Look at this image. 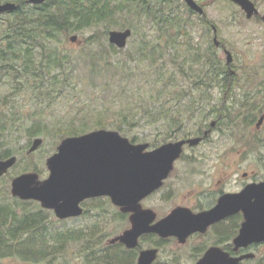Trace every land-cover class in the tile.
<instances>
[{
  "label": "trees",
  "instance_id": "1",
  "mask_svg": "<svg viewBox=\"0 0 264 264\" xmlns=\"http://www.w3.org/2000/svg\"><path fill=\"white\" fill-rule=\"evenodd\" d=\"M176 1L46 0L41 5L33 7L38 12L31 17L32 19L16 11L13 23L8 20L10 22L8 27L0 28L4 36L0 38V79L7 77L8 80L15 82L14 88L26 97L25 101L37 119L28 124L23 117L0 114L3 117L10 116L9 119L0 117V159L13 153L10 147L3 145H8L12 141L11 136L22 129L29 137L41 134L46 136L52 131L59 137H65L96 128H109L108 126L128 134L130 131L125 129L124 125L129 124L130 117L135 118L139 112L143 114L148 107H152V101L162 97L168 98L165 100L169 101L175 100V103L186 102L185 108L177 107L170 110L169 107L163 106V109L157 112L153 109L146 111L149 112L148 118L152 119V124L160 119H163L165 124L168 120L165 124L168 133L162 142L174 138L183 125L180 114L187 111L188 115L192 112L190 110L196 105L197 100L194 101L190 97L184 101L178 99L181 96L177 95L175 90H170L178 85L176 75L166 76V66L164 63L160 65L157 58L161 56L163 59L167 55L171 62L177 61L180 73L186 75L191 82L198 86L204 84L202 77H199L198 81L192 80V73H188L192 72L193 66L187 61H179L176 55L179 43L194 48L188 42L191 38L187 36L189 32L185 30L190 23L180 14L183 12L189 18L196 15L184 1L180 4L175 3ZM142 23L152 25L158 30L159 37L154 39L142 37L136 48L130 50L123 58H113L121 49L112 44L105 45L99 41L95 33L83 40L84 45L76 54L66 51L57 41L60 34L67 35L92 27L105 28L104 36L107 35L110 26L130 27L136 31ZM172 28L176 30L175 33L171 32ZM176 35L179 36V40ZM94 44L99 47H94ZM156 49L157 56L154 55ZM169 49L171 53H167ZM195 53L200 55L197 51ZM143 63H146L145 67L141 65ZM215 75L223 76L217 71ZM220 81L223 88V81L225 86L227 79L222 78ZM60 97L72 103L70 109L74 111H68L71 116L69 121L66 123L42 121L44 109ZM96 99L97 102H92ZM88 100L91 103H87ZM10 111L18 114L22 110L13 106ZM230 111L231 108L224 105L219 110L221 113L224 112L222 118H227ZM196 112L200 113V110L197 109L193 113ZM201 129L202 126L198 128L199 134ZM130 139L134 142L140 140L137 135ZM12 200L16 207L0 204V247L14 240L23 242L25 239L23 235L28 233L30 237L25 240L27 249H19V252L21 250L19 255L30 260L36 256L39 261L48 262L51 261V256L55 255L61 259L53 264H71L66 256L69 252V242L84 240L81 251L86 252L87 262L95 264L104 261L109 246L99 247L100 242L97 241H102L104 234H98V224H93L90 231L85 227L57 232L54 236V247L46 249L43 235L47 231L48 217L43 212L47 210L42 208L26 210L24 204L31 205L36 201L20 200L16 197H12ZM97 201L100 203H96L94 214L98 218H103L104 201L99 199ZM112 250L116 248L109 249V252L112 253ZM245 262L264 264V255L257 259H247Z\"/></svg>",
  "mask_w": 264,
  "mask_h": 264
},
{
  "label": "rangeland",
  "instance_id": "2",
  "mask_svg": "<svg viewBox=\"0 0 264 264\" xmlns=\"http://www.w3.org/2000/svg\"><path fill=\"white\" fill-rule=\"evenodd\" d=\"M195 1L203 7L205 19L197 13L191 18L184 15L183 12L180 14L185 21L190 23L188 29L185 30L189 32L187 36L191 39L188 42L194 48H190L185 43H179V47H177L178 54L176 55L179 61H187L189 65L193 66L192 72L188 73H192V80L198 81L200 80L198 78L202 77L204 84L198 86L191 82L186 75L180 73L177 61L175 63L171 62L170 57H167V55L163 59L159 56L157 62L160 65L161 63L165 64L166 76L169 74L176 75L178 85L170 88V90H175V93L181 96L178 99L184 101L190 97L194 101L197 100L196 105L190 110L192 112L188 115L186 114L187 111L180 114L182 128L174 138L169 140L203 136V132L207 130L208 132L203 142L197 146L185 147L184 156L174 168L169 180L176 186L177 196L168 201H163L161 199L162 195L155 196L150 199L149 203L147 202V204L162 212L173 204L175 205L180 194L191 188L197 190H200V188L203 190L214 189L215 185L211 183L221 175L227 176L228 181L225 185L227 188L239 187L242 184L241 174L243 172H248L250 176L252 175L256 179L264 178V120L259 127L255 125L258 118L264 114V21L260 16L247 18L244 11L229 0ZM252 1L258 8L260 15L264 14V0ZM181 2L182 0H177L175 3L180 4ZM33 7L31 5L28 12L30 18L38 12ZM211 26L216 27L217 40L220 42L219 47L214 43L215 34ZM6 27L8 25L0 21V28L6 29ZM104 29L103 27H92L83 31L71 32L67 35L60 34L57 41L66 51L76 54L80 52L84 45L82 44L83 40L86 37L95 33L99 41L107 45L109 44L108 31L111 29L121 30L122 27L110 26L106 36L103 33ZM181 30L183 29L181 28ZM132 31L127 46L121 48V52L116 53L113 58L125 57L130 50L136 48L142 37L147 39L159 37L158 30L150 24L142 23L139 29L136 31L133 29ZM171 32L175 33L176 30L172 28ZM74 34L77 35V39L71 41L69 38ZM3 37V33L0 32V38ZM175 37L178 38L177 40L180 39L177 35ZM94 47H99V45L94 44ZM195 50L200 55H196ZM224 50H228L232 55L233 61L230 68L226 63L227 55ZM171 52L170 49L167 50V53ZM157 54L158 50L156 49L154 55L157 56ZM149 55L153 54L149 53ZM141 65L145 67L146 63ZM216 71L223 76L215 75ZM222 78L227 79L225 86L223 81V88L220 81ZM8 79L7 77L0 79V114L23 117L25 121H28V124H32L37 119L36 114L33 115V110L27 105L26 97L14 88L15 82ZM201 95L204 97L201 98ZM165 99L168 98L162 97L152 101V107H148L147 110L153 109L157 112L161 108L163 109V106L169 107L170 110L177 107L185 108L186 102L180 104L175 103V100ZM97 101L98 99L92 102ZM86 102L91 103L90 100ZM71 104V101L60 97L44 109L41 120L47 123L68 122L71 118L68 111L73 110L70 109ZM223 105L231 108L230 115L228 113L227 118H222L221 115L224 112H219ZM13 106L18 109L21 108L22 111L18 114L12 113L10 108ZM197 109L200 110V113H193ZM146 111L143 114L139 112L135 118L130 117L129 124L124 125V128L130 132L122 134L128 138L137 135L140 139L138 142L161 143L163 137L168 133L165 125L168 120L165 124L163 119L152 124V119L148 118L150 116L149 112ZM10 116L3 117L0 115L4 119H9ZM213 121L216 124L211 127ZM76 123L78 124V121ZM201 126V134H199L198 128ZM108 127L112 129L110 126ZM177 129L174 128V130ZM190 131H192V134H190ZM17 134L19 135L16 136ZM35 137H41L43 142L36 150L28 153L27 150ZM11 139L12 141L8 145H3V147L8 146L11 148L13 153L10 156H16V163L0 178V204L16 207L12 200L11 180L24 172H36L38 179H45L49 173L46 160L57 150L63 137H59L53 131L46 136L41 134L29 137L22 129L12 135ZM24 166L25 168H23ZM34 203H32L33 205L24 204L25 209H41L39 203ZM18 211L21 212V210ZM43 214L48 217L47 231L43 235L45 246L47 245L46 249L54 247V236L57 232H65L70 228L76 229L85 226L81 217L80 220H78L79 218L58 220L54 214L48 211L43 212ZM91 220L94 219L91 218ZM95 221V224H98V234H104L102 241H97L100 242L99 247L101 248L106 246L108 238L122 231L121 221L117 218L110 221L97 216ZM29 237L30 234L27 233V235H23V239L25 238L23 242L14 240L10 241L8 245L1 246L0 264H53L61 259L60 256L52 255L51 261L48 262V260L39 261L36 256L30 260L19 255L21 252V250L18 251L19 249H27L25 240ZM202 241L206 242L204 237L192 240L186 245L172 242L161 250V260H169V258H165L166 255L171 254L170 251H176L181 264H192L194 260L193 251L202 244ZM69 243V252L66 254L70 260L69 263L87 264L86 252L81 251L82 244L85 243L84 240L70 241ZM252 251H255L257 256L263 255L264 245L256 247ZM243 264H247V262Z\"/></svg>",
  "mask_w": 264,
  "mask_h": 264
},
{
  "label": "water",
  "instance_id": "3",
  "mask_svg": "<svg viewBox=\"0 0 264 264\" xmlns=\"http://www.w3.org/2000/svg\"><path fill=\"white\" fill-rule=\"evenodd\" d=\"M44 0H28L41 3ZM236 3L247 18L258 15L259 10L252 0H230ZM187 5L203 14V8L195 0H185ZM18 4H0V13L16 10ZM261 19L264 21V14ZM214 31L215 27L213 28ZM131 29H111L109 43L124 48L131 36ZM71 41L77 39L71 35ZM215 43L218 44L216 36ZM226 52V62L230 64L232 55ZM261 116L257 126L262 122ZM214 124V121L211 122ZM207 131L204 132V136ZM203 137L193 136L163 143L154 149L146 150L148 143H133L118 131L95 129L80 135L62 139L57 150L47 158L49 175L38 179L36 172H24L11 180V194L20 199L39 201L44 208L53 209L59 218L76 216L82 212L80 201L86 197L110 195L116 205H127L125 209L135 212L130 230L112 240H120L128 247L136 244V238L145 231H153L161 236L177 235L184 242L187 235L200 230L235 212L241 211L244 220L238 235L233 239L235 250L252 243L264 242V181L249 183L239 192L225 193L217 204L209 210L192 213L186 208H175L165 218L148 227L152 217L145 218L146 212L138 209L140 198L161 186L180 156L183 145H197ZM43 142L41 137L32 140L27 152L36 150ZM16 162V156L0 159V177ZM156 249L141 252L138 264L150 262ZM253 253L247 252L238 257L229 256L217 246L210 247L196 264H239Z\"/></svg>",
  "mask_w": 264,
  "mask_h": 264
},
{
  "label": "flooded vegetation",
  "instance_id": "4",
  "mask_svg": "<svg viewBox=\"0 0 264 264\" xmlns=\"http://www.w3.org/2000/svg\"><path fill=\"white\" fill-rule=\"evenodd\" d=\"M8 1L15 2L19 4V6L15 11L0 13V21H2L4 24L9 25L10 22L8 20H11V23H13V20L16 16V11H19V14H24L27 17L29 16L28 12L30 11L31 3L27 2V0H0V3ZM5 21L7 22L5 23ZM215 124L216 122L213 125L211 124V127L215 126ZM203 140L204 139L202 138L201 142H203ZM160 144L161 143L157 145H152L149 143L146 150L154 149ZM186 146L188 145L185 144L183 146V152ZM183 152L173 162V167L170 170L168 176L163 180L161 186L152 190L150 193L140 198L137 202V205L139 206L138 209L143 213L146 212L144 217H152L148 221V227L154 225L159 220L165 218L175 208H186L192 213H199L201 211L209 210L217 204L218 199L225 193L239 192L249 183H258L264 181V178L256 179L253 178L252 175L250 176L248 172H243L241 174L242 184L237 188H227L225 186L228 181L227 176L221 175L219 178H217L211 183L215 185L214 189L203 190L202 188H200V190H197L191 188L188 191H185L180 194V197L176 200L175 205L173 204L170 208L168 207L162 212L154 206L147 204V202L149 203L150 199L155 196L159 197L162 195L161 199L163 201H168L172 197L177 196L178 190L176 186H174V183H172L169 179L174 171L177 162L180 161V159L184 156ZM97 199L104 201V219L110 221L115 220L116 218L119 219L121 221L120 227L122 228V231L113 235L107 240L106 245L109 246V249L116 248V250H112V253H110L108 249L106 251L107 254L105 255L104 261L95 264H138L141 252L148 249H156V253L154 258L146 264H181V261L179 260V256L177 255L176 251H170L171 254L166 255L165 258H169V260H161V250H163L166 245L172 242H176L180 245H186L190 241L197 240L201 237H204L206 242L202 241V244L197 247L196 250L193 251L192 255L194 256V260L192 264H196L203 257L204 253L212 246H217L221 248L222 251L227 252L229 256L232 257H238L247 252L253 253L252 257L241 260L239 264L244 263L247 259H257L261 257V255L257 256L256 252L252 251V249L264 245V242L252 243L247 247H239L236 250L234 248L233 239L238 235L241 224L244 220L243 213L241 211L235 212L229 216H226L223 219L209 224L204 231L196 230L190 233L189 235H187L184 242L179 241V237L174 234L161 236L160 234L153 231H145L138 235V237L136 238V244L133 247H128L124 242L120 240H112L116 236L121 235L125 231L131 229V227L133 226L132 216L135 214V212L131 209H125L127 205H116L112 201L110 195L104 194L86 197L82 199L79 203L82 208V212L76 216L68 217L65 219L74 220L79 218L78 220H80L81 217V219L84 220L85 224L83 228L88 227V231H90V229L93 228L92 225L95 224V219L97 218L94 214V207L98 202ZM45 210H47L49 213L54 214L58 220H65L62 218H58L53 209ZM28 213L30 214V212ZM91 218H93L94 220L92 221Z\"/></svg>",
  "mask_w": 264,
  "mask_h": 264
}]
</instances>
